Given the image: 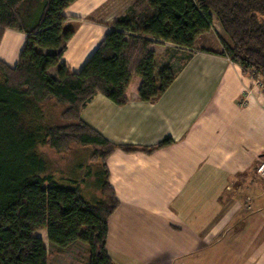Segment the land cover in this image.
Wrapping results in <instances>:
<instances>
[{
  "label": "crops",
  "instance_id": "0c3cea01",
  "mask_svg": "<svg viewBox=\"0 0 264 264\" xmlns=\"http://www.w3.org/2000/svg\"><path fill=\"white\" fill-rule=\"evenodd\" d=\"M133 1L70 4L63 28L72 26L73 35L60 63L78 73ZM203 36L191 50L153 41L155 78L159 48L187 53L156 101L142 102L129 89L123 106L97 94L81 111V121L107 142L136 149L114 150L105 160L118 202L105 245L114 264H264V183L254 181L264 160V97L222 51L197 49ZM24 41V34L5 30L0 62L13 68ZM245 89H252L247 98ZM166 139L171 145L147 151ZM233 183L249 193L220 199ZM41 232L34 235L44 245Z\"/></svg>",
  "mask_w": 264,
  "mask_h": 264
},
{
  "label": "trees",
  "instance_id": "16d2710c",
  "mask_svg": "<svg viewBox=\"0 0 264 264\" xmlns=\"http://www.w3.org/2000/svg\"><path fill=\"white\" fill-rule=\"evenodd\" d=\"M76 0H0V39L5 30L25 35L13 68L0 62V264H47L36 232L46 231L49 245L63 250L76 242L88 248L87 264H114L105 245L108 220L118 208L108 184L106 158L135 148L107 142L80 119L97 94L117 106L134 89L142 102L156 101L172 83L168 68L154 76L153 41L186 50L208 33L213 15L229 43L222 54L243 70L264 78V0H137L120 16L78 73L60 63L72 37L64 10ZM48 53L43 54L40 51ZM55 68V75L47 71ZM62 108L61 124L41 123L40 104ZM29 122V123H27ZM166 139L155 148L171 145ZM71 144L93 148L101 162L96 186L102 199L88 202L78 187H64L45 173L37 146L56 153Z\"/></svg>",
  "mask_w": 264,
  "mask_h": 264
},
{
  "label": "rangeland",
  "instance_id": "374dc122",
  "mask_svg": "<svg viewBox=\"0 0 264 264\" xmlns=\"http://www.w3.org/2000/svg\"><path fill=\"white\" fill-rule=\"evenodd\" d=\"M137 0H134L131 5ZM212 16V27L208 33L203 34L199 43L196 45L197 49L202 47H210L223 51L221 42L229 43L228 37L223 32L220 25L216 23ZM264 21V15L261 17ZM215 22V23H214ZM72 26L64 27L65 31H72ZM216 44L217 46L214 47ZM214 45V46H213ZM160 58L156 59V68L158 69L157 75L164 68L171 66V70L178 69L182 61L187 57V53L184 51H177L174 49L159 48ZM243 70V69H242ZM254 70H243L247 75V72ZM251 81V88H259L254 86L253 80L248 76ZM261 93V92H260ZM41 110V117L36 120L28 116V120H34L36 126L41 123L56 125L61 124L59 120V114L62 110L59 106L55 105L51 100L46 103H42L39 106ZM29 123V122H27ZM36 154L45 163V173L41 176H52L53 179L64 187H78L81 191L82 199L93 202L102 199L101 192L96 186L97 175L100 171L101 162L95 157V151L93 148H82L77 144H71L64 152L56 153L48 146H37L35 149ZM254 181L264 183L259 179L254 172ZM223 192L220 199H226L227 197H234L240 199L242 196L247 195L249 192L246 187L242 188L236 183L223 186ZM243 198V197H242ZM243 209H246L248 213H251L254 209L250 205H244ZM238 224H235L237 226ZM41 232V231H40ZM41 236L44 241V247L46 248L48 258L47 264H87L88 263V248L85 244L76 242L66 249L60 250L48 244L46 238V231L41 232Z\"/></svg>",
  "mask_w": 264,
  "mask_h": 264
},
{
  "label": "built area",
  "instance_id": "2783aa9c",
  "mask_svg": "<svg viewBox=\"0 0 264 264\" xmlns=\"http://www.w3.org/2000/svg\"><path fill=\"white\" fill-rule=\"evenodd\" d=\"M247 75L253 80L254 86L259 88L261 95L264 97V78L260 74L255 73L254 71L247 72ZM252 89H245L243 91V97L247 98V96L251 95ZM243 102H245V100ZM254 172L259 179L264 181V160H261L256 164Z\"/></svg>",
  "mask_w": 264,
  "mask_h": 264
}]
</instances>
